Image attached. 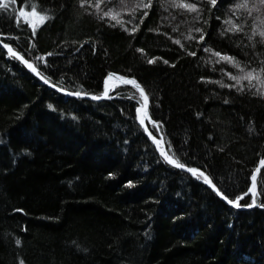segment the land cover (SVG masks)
Returning a JSON list of instances; mask_svg holds the SVG:
<instances>
[{"label":"trees","instance_id":"obj_1","mask_svg":"<svg viewBox=\"0 0 264 264\" xmlns=\"http://www.w3.org/2000/svg\"><path fill=\"white\" fill-rule=\"evenodd\" d=\"M7 1L2 39L49 81L100 95L109 72L134 78L166 153L231 200L246 191L264 157L262 0ZM215 52L255 68V87ZM110 95L59 94L0 47V264H264V166L233 208L157 154L134 87Z\"/></svg>","mask_w":264,"mask_h":264},{"label":"water","instance_id":"obj_2","mask_svg":"<svg viewBox=\"0 0 264 264\" xmlns=\"http://www.w3.org/2000/svg\"><path fill=\"white\" fill-rule=\"evenodd\" d=\"M3 37H4L3 35H0V47L5 50V52L7 53V55H9V56L15 58L16 60H18L42 84H44L48 88L54 90L55 92H57L59 94H62L64 96H66V97L83 98V99H87V100H91V101H100V100H103V99H107L108 97H112L110 95V92L117 85L125 84V85H129V86L134 87L139 92V94L141 96V99H142V101L140 102V104H138V106L136 107V110H135V113H136L135 120H136L137 124L142 128V130H143L144 134L146 135V137L148 138V140L153 144V146H154L157 154L167 164H169L170 166L175 167V168H177V169H179V170H181V171L189 174L190 176H192L193 178H195L196 180H198L199 182L203 183L205 186H207L208 188H210L218 196V198L221 199L223 202H225L227 205H229V206H231L233 208H237V209H241L242 208L240 205L239 206H236L235 203H232V204L228 203L227 201L228 200H231V199H229L228 197H226L217 188V186L212 182L211 178L203 170H201L199 168H196V167H190V166H186V165L180 164V163L174 161L166 153V150L164 148V143L162 141V138H159L157 135H155L151 131V129L149 128V126H148V123H149V120H150V117H149V102H150V98H149L147 92L144 90V88L138 82H136L134 78L129 77V76L121 77L118 73L109 72L106 75V77L104 78L103 88H102V92H101L100 95H95V94H90V93H84V92H80V91L67 90V89L62 88V87H60V86L52 83L51 81H49L45 76H43L39 72L38 68L34 65L33 62H31L30 60L26 59L20 52H18L16 49H14L10 43L4 41L2 39ZM24 61H27V64H25ZM28 65H31L32 67L30 68ZM109 74H112V79L111 80L108 79ZM127 80H133V81H135L136 84L139 85V88L135 87L132 84L125 83V81H127ZM108 84L110 85V88L109 89L107 88ZM106 88L108 90L107 91V96H104V92H105V89ZM141 89L143 91V95L141 94ZM77 92H79L81 94L80 95L74 94V93H77ZM97 96L103 97V98H101V99H93V97H97ZM145 96L147 97V101L146 102L144 100V97ZM137 109H140V111H137ZM141 119L144 120V124L143 125L140 123V120ZM166 157H167V159H166ZM169 160L172 161V162L170 163ZM262 160H264V157L258 161L257 165L253 169V171H252V173L250 175V183H249L248 188L246 189V191L243 194H241L238 197H243L244 198L245 196H248V195L253 194V192L255 190V181L252 180V177L255 176V180H256V176H257L258 172L264 166V165H261V161ZM176 165H180V166L178 167ZM188 168L196 169L197 170L196 174H193V173L187 171ZM257 169H259V170L257 171ZM201 174H203V175L201 176ZM205 177L208 179V181H210V183H206L205 182V180H204ZM249 189H251V191H249ZM225 197L227 199H225ZM238 197L232 199V201L235 202ZM240 200L241 199H239V202H240Z\"/></svg>","mask_w":264,"mask_h":264},{"label":"snow or ice","instance_id":"obj_3","mask_svg":"<svg viewBox=\"0 0 264 264\" xmlns=\"http://www.w3.org/2000/svg\"><path fill=\"white\" fill-rule=\"evenodd\" d=\"M262 2H264V0H262ZM211 3L214 5L216 3V0H211ZM175 7H182V8H185L191 12H196L197 11V8H196V4H174ZM8 5L7 4H0V8H3V9H7ZM97 7H99V5H97ZM144 7H150V4H146L144 5ZM238 7H247L246 4H242V5H238ZM35 14V13H34ZM105 15H108L107 13H105ZM145 15H147V13H145ZM41 19H44L43 17ZM226 24L230 25L228 28H227V31L228 32H237L240 30V26L238 24H233V22L231 20L229 21H225ZM197 32H200L201 30L199 28L196 29ZM259 35L261 37H264V31L260 32ZM192 37H189V39H191ZM201 40L204 39L203 36L200 37ZM177 44H179L180 42L179 41H176ZM261 43L264 44V40H261ZM142 51V50H141ZM204 51L206 52H209L211 51L210 49L208 48H205ZM192 55H195V53H191ZM214 56L216 57H219V60L217 61V63H219L220 61H225L229 64H232L234 67L240 69L241 72H243L244 74L243 75H239V76H236V75H232L231 73H228L227 75L230 77L231 80L235 81L236 82V85H239L240 86V90H243V81L247 80L248 81V85L249 87H255V85H253V80H259V74L257 73V70L255 68L251 69L250 71L248 72H244V69L240 68V65L238 62H235L234 61V58L230 57V56H227V55H221V53L219 52H215L213 53ZM37 59H40L39 57ZM154 61H149V63H153ZM166 62V61H165ZM25 64H27V61H24ZM30 68L32 67L31 65H28ZM261 72H264V68H261L260 69ZM108 79L111 80L112 79V74H109L108 76ZM122 79V78H121ZM125 83H128V84H132L134 85L135 87L139 88V85L136 84L135 81L133 80H127L125 81ZM221 86L222 87H230V86H235V85H224L221 83ZM107 88L105 89V92H104V96H107ZM76 95H80L81 93L77 92V93H74ZM141 94L143 95V91L141 89ZM103 97H93V99H101ZM108 98H111V97H108ZM144 100L145 102L147 101V97L145 96L144 97ZM51 107V106H50ZM137 111H140V109H137ZM140 123L143 125L144 124V120L141 119L140 120ZM167 159V157H166ZM169 162L171 163L172 161L169 160ZM261 165H264V160L261 161ZM176 166H180V165H176ZM259 169H257L258 171ZM187 171L193 173V174H196L197 170L196 169H193V168H188ZM203 174H201L202 176ZM205 182L206 183H210V181H208V179L205 177L204 178ZM252 180L255 181V176L252 177ZM249 191H251V189H249ZM247 194V193H246ZM243 197H238L237 200L234 202L232 200H228L227 202L232 204V203H235L236 206H239V199H242ZM225 199H227L225 197ZM255 204V198H253L252 200V204L248 205L249 207L253 206ZM17 243H19V241H17Z\"/></svg>","mask_w":264,"mask_h":264},{"label":"rangeland","instance_id":"obj_4","mask_svg":"<svg viewBox=\"0 0 264 264\" xmlns=\"http://www.w3.org/2000/svg\"><path fill=\"white\" fill-rule=\"evenodd\" d=\"M0 3L9 5L7 0H0ZM17 16L21 21L26 22L32 29H35L43 21V19H41L43 15H41L33 7H27V6L19 7L17 9Z\"/></svg>","mask_w":264,"mask_h":264},{"label":"bare ground","instance_id":"obj_5","mask_svg":"<svg viewBox=\"0 0 264 264\" xmlns=\"http://www.w3.org/2000/svg\"><path fill=\"white\" fill-rule=\"evenodd\" d=\"M8 56V55H7ZM107 88L109 89L110 88V85L108 84Z\"/></svg>","mask_w":264,"mask_h":264}]
</instances>
